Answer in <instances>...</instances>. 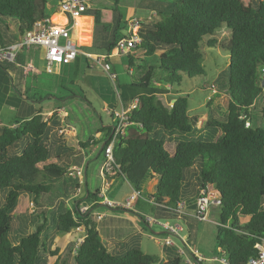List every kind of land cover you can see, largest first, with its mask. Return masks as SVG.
<instances>
[{"label":"trees","instance_id":"16d2710c","mask_svg":"<svg viewBox=\"0 0 264 264\" xmlns=\"http://www.w3.org/2000/svg\"><path fill=\"white\" fill-rule=\"evenodd\" d=\"M61 1L0 0V48L16 43L36 23L55 17ZM117 1L113 0L116 6L113 9L92 10V43L89 47H79L81 51L109 55L124 37L128 24L122 23ZM159 3L160 8L151 10L156 19L142 24L138 32L137 50L142 56L126 55L128 71L142 72L132 75V86L173 88L181 92L183 77L193 79L205 74L200 48H219L228 55L226 85L220 87L229 97L227 113L223 118L210 115L203 125L207 134L203 135L200 129L196 130L198 117L188 112L187 96H178L170 104L157 92L140 95L138 106L127 114L129 124L124 136L113 147L116 171L133 191L146 193L155 205L168 208L188 198L196 200L205 186L214 190L220 198L215 248L223 253L228 264H246L255 256L254 246L264 234V78L261 74L264 0H159ZM71 24L69 18L67 27ZM222 30L229 35L225 41L211 38ZM80 57L86 67L85 57ZM152 57L156 58L155 66L146 61ZM6 65L0 63L1 68ZM156 70L166 75L157 78ZM62 90L68 94L65 98L76 96L65 87ZM52 116L45 120L42 112H37L29 119L15 120V127L3 128L0 134V264H47L46 257L57 255L58 251L50 250L43 237L48 223L44 212L34 214L35 204L30 215L23 208L24 194L34 196L35 201L48 195L54 182L70 178L60 157L52 155V149L62 147L49 133ZM101 132H106L107 140L99 155H103L112 131L102 128ZM58 134L62 136L63 130L58 129ZM90 141L79 143V147L87 148ZM168 143L172 148L167 147ZM147 182L154 184L153 193L146 192ZM98 194V191L87 192L83 202L94 201ZM79 202L62 208L51 222L58 233L84 228L83 240L71 264L158 263V258L139 247L108 252L97 233L92 213L88 210L82 213ZM163 213L166 216L160 219L176 220L173 212ZM23 214L31 219L35 231L21 236L14 245L10 234ZM241 218L247 222L241 224ZM163 264L188 263L175 254Z\"/></svg>","mask_w":264,"mask_h":264},{"label":"crops","instance_id":"0c3cea01","mask_svg":"<svg viewBox=\"0 0 264 264\" xmlns=\"http://www.w3.org/2000/svg\"><path fill=\"white\" fill-rule=\"evenodd\" d=\"M95 5L96 4L94 3L89 5L87 11L81 16L73 19L72 24L69 27L71 38L75 44L76 41L78 43L80 35L82 38H84V35H87V32L91 35L89 36V45L78 46L76 44L78 49L79 47H89L92 43L94 30L93 17L87 12L96 9ZM150 12L155 13L154 11H149V13ZM56 15H54L56 16L54 17V20L58 19L59 22L56 21L58 25L68 23V18L60 16L58 12ZM51 18L53 21V17ZM90 27L91 32L89 30ZM27 51L19 53L17 56L18 60L16 59L17 61H15V63H8L6 67H0V134L3 128L15 127V120L17 119H29L40 111L45 116V120L53 115L52 119L49 121V133L51 135V139L57 144H61L63 148L57 147L54 148V150L52 149V155L60 157V163L66 167L67 172L76 167H80L84 171L83 177H67L62 181L54 182L51 187V192L48 195L37 198L35 200L36 202L34 201V196L29 194L23 195V208L24 210L27 209V211L25 210V214L27 213V215H30L31 211L29 206L35 204L34 214L36 213L37 215L42 211L44 212V216L48 219L49 228L47 229V223L46 230L43 232V237L47 240V245L50 250H57L58 252L54 257L45 256L47 264H61L63 262L66 264L72 263L74 254L72 252V248L74 246V241L79 237L82 238V235H80L79 232H84V230H80L79 228V232H77V230L71 231L64 236L63 234L60 235L61 233L56 232L51 227V222L53 221V218L57 217L62 208H70L78 201H81L79 204L83 205L84 203L88 207V212L92 213L93 219L97 225V233L108 252L118 253L122 250V248L139 247L144 253L158 258L157 264H163L171 259L175 254L181 255L180 252L182 251L183 256H181L185 260L195 261L196 257L200 255L203 258V261L200 264H222L221 259L225 258V256L220 250L215 248V230L209 232L208 229H205L204 232H192L194 223L200 224L202 222H208V219L213 225L219 222V219L218 221L215 220L214 223L212 221L216 217V214L218 216V208L215 206H211L214 208L210 214L209 210L207 211L206 220H199L195 217V199L190 200L189 198H185L187 200L182 202L184 204V214L179 219L176 217L175 221H182L186 226L187 232H181L185 235H180L178 238L182 242L185 249L187 248L186 253L185 249L183 250L180 248L179 245L175 243L172 236L168 235L165 231H146V228H148L151 224L146 222V218L162 221L160 218L166 216L163 212H169L168 209L163 208V206L155 205V203H153L152 200H149L147 196L140 194V196L133 201L130 209L110 207L104 203L106 200L109 202H124L129 200L134 193L125 178L122 175H119L116 170L112 173L105 174L104 178H106L108 186L101 190L99 188L94 190V192H99L94 201H91L90 203L83 202L87 196V192H90L88 185V173L90 166L92 165L91 163L98 162V160H100L98 170L101 173L103 155H99V152L105 144L104 140H107L106 132H101V129L109 128L110 131H112L116 123L115 114H113V112H117L119 100L122 102L124 108H128L132 101L134 99H138L140 95L157 92L162 94L169 101V103L172 104L174 98L178 96H185V93L183 91L176 92L173 88L166 90H159L157 88L142 89L132 86L131 82L128 83L125 81L119 82V87L115 90V94L111 89V86L113 88L114 86L111 84L109 75L103 70L102 72L94 70L92 63L89 61L91 59L92 61L97 62L96 57L98 55L86 54L79 49V55L77 56L79 58L78 60L70 63L54 64L52 66V68H54H51V71L47 72L46 62L44 60V51L40 50L38 61H35L36 59L30 57V54ZM80 56L85 57L87 64L86 67L84 66V61ZM132 56L138 57L134 54ZM122 57L126 56H118L115 53L111 54L109 60L112 72L117 74L116 70L112 67L111 60L117 59V62L123 63ZM129 72L131 73L132 70ZM43 75L47 76V79L44 78ZM132 75H134V73H132ZM69 80H73L75 86H79V80L82 85L84 83H86V85L89 84V86L96 93V96L100 99V102L104 104L102 110L105 113V116L104 118L99 117V124H101L102 127H98L94 131V134L91 133V135H89L86 139L83 137L84 135L82 133V136H79L75 127L67 121L68 116L67 111L64 109V102H74L77 101L76 99H80L77 96L65 98L60 95L62 87H64L62 85H64L65 81L67 82ZM46 95H48V97H45ZM40 97H43V99H39ZM80 101L88 104L87 99H80ZM190 111L192 112L194 110L191 108ZM190 111L188 110L189 114ZM190 115L192 116V114ZM4 117H6L7 124L3 121ZM58 129L63 130L62 136L58 134ZM88 140L91 141L88 143L87 148L82 149L79 147V143H86ZM121 177L125 180L129 190H127L125 195L122 197L115 195V197L111 198L107 189L112 188L117 181L120 182ZM101 183L103 185V178H101ZM76 185H78V188L81 189L79 194L76 193V190L78 189L76 188ZM75 188L76 190H74ZM146 192H154L150 183L147 186ZM65 195H68V197H64ZM148 205H153V207H149L154 210L153 216L147 211ZM162 210L164 211L162 212ZM243 219L244 218L241 220ZM162 222L168 221L165 220ZM16 230L17 232H14L15 241H12L11 239L13 232L10 234V239L14 245L18 243L22 236V233L19 232L18 229ZM32 233L33 232H28L26 235ZM165 238L171 239L173 246L163 245L161 240ZM60 244H62V246H60ZM151 246H156L158 252H151ZM45 257H43V259H45Z\"/></svg>","mask_w":264,"mask_h":264},{"label":"rangeland","instance_id":"374dc122","mask_svg":"<svg viewBox=\"0 0 264 264\" xmlns=\"http://www.w3.org/2000/svg\"><path fill=\"white\" fill-rule=\"evenodd\" d=\"M96 4V9L101 8H115V3L113 0H94L90 3ZM117 8L122 18V23L126 22L127 24L129 21L135 18H143L146 19L148 17L149 11L156 10L160 8L159 0H118L117 1ZM58 12V10H57ZM88 14H91L92 11H88ZM58 19L54 20V23H56ZM59 22V21H58ZM89 32H87V35H84V38L79 37L78 43L76 41V44L78 46H87L90 43V37ZM214 37L219 42H223L228 38V33L222 30L221 32L216 31L213 33ZM60 43L62 44L63 41L61 40ZM78 49V47H77ZM79 50V49H78ZM202 54H203V62L202 67L204 69L205 74L200 77H196L193 79H189L187 77L182 78L181 87L179 90L183 91L185 93V96L188 98L189 102V111L192 108L194 111H190V114L195 115L199 117V122L196 126V130H201L203 135L207 134L206 129L203 127L204 122L210 117V115L224 117L227 113V104L229 101V97L227 93L224 90H221L220 87L222 85H226V68L228 65V55L224 51H221L219 48H207V47H201L200 48ZM40 49L39 48H31L29 54L30 57H33V59H36L35 61L39 60L40 55ZM134 55L141 57L140 51H136ZM37 57V58H36ZM122 62H117V59H113L112 61V67L116 70L117 74V81H116V87H119V82H125L128 83L132 80V72L130 73L127 69V59L126 57H122ZM90 63H92L93 69L96 71L102 72V68L99 66V64L95 61L89 60ZM146 61L152 65H156V58H146ZM37 65V63H36ZM111 65V63H110ZM38 66V65H37ZM54 68V67H53ZM52 68V69H53ZM73 70V69H72ZM74 71V70H73ZM155 75L157 78H161L165 76L166 74L163 71L156 70ZM135 75H141L142 72L140 71H134ZM95 75V74H93ZM134 75V76H135ZM96 76V75H95ZM44 78L47 79V76H44ZM102 78V77H100ZM72 83V85H71ZM112 84V83H111ZM113 85V84H112ZM64 86L66 89H68L70 92L74 93L77 97L80 99H87L88 104L83 103L80 101V99H76L77 101L74 102H64L65 104V110L67 111L68 119L67 121L69 124L75 127L77 130L79 136H82L81 133L84 135L83 137L86 139L89 137V135L94 134V131L99 127H102L101 124H99V117L104 118V112L102 110L103 103L100 102V99L96 96V93L93 91V89L89 86V84L86 85L84 83L81 84V81L79 80V86H75L73 84V80L65 81ZM80 87V88H79ZM158 88H162V85H157ZM212 88H215L217 90L216 94L212 93ZM111 89L116 94L115 89L111 86ZM177 89V88H176ZM60 95L65 96L67 94L66 91L61 90ZM73 99V98H72ZM4 119V120H3ZM2 120L5 124H7L6 117H4ZM206 131V132H205ZM213 139V138H212ZM168 148H172L171 144H167ZM93 162L90 166L89 173H88V185H89V191L94 192L95 189H103V185L101 183V174L99 172V162ZM100 175V176H99ZM146 184H149L148 182ZM150 186V185H149ZM151 188L154 191V184L151 183ZM129 190L128 185L126 184L125 180L121 177L120 182L117 181L115 185H113L112 188H108L107 192L109 191L110 197H115L117 195L118 197H122L125 195L126 191ZM106 192V194H107ZM144 196H146V193H143ZM187 195V192H186ZM187 197V196H186ZM1 199V198H0ZM28 203V202H27ZM30 204V203H29ZM152 206H147V211L150 215H154V210H152ZM214 207H209V214L213 210ZM215 213V210H214ZM36 214V213H35ZM211 218V217H209ZM242 219V218H241ZM240 219L241 224H245L247 222V219L244 218L243 220ZM162 220V219H160ZM218 221V216L216 214V217L212 220L213 223ZM165 221V220H162ZM171 225L179 224L182 226L183 230L181 232H187L186 226L182 221H175V220H167ZM217 224V223H216ZM13 233L11 235L12 241H15V233L17 232L16 229H18L19 232L22 233V236L26 235L28 232H34L35 231V225L32 223L31 219H28L26 215H22L21 218L18 220V223H14L13 225ZM49 228V222L47 225V229ZM205 229H208L209 232L215 230V225L211 223V221L208 219V222H202V223H194L192 232H204ZM83 230V229H80ZM164 231L160 227L156 226L155 224H150L148 228H146L147 232H156V231ZM79 232V231H77ZM82 237L84 236V232H79ZM66 235V233H61L60 235ZM180 235H185L184 233H180ZM76 237V236H75ZM175 243L179 245L180 248L183 250L185 247L182 245V242L178 239L179 237L172 236ZM75 239V238H74ZM78 239H81L80 237ZM76 241H74V248ZM62 246V244H60ZM151 252H158L156 246H151L150 248ZM185 252L187 253V248L185 249ZM185 260V259H184Z\"/></svg>","mask_w":264,"mask_h":264},{"label":"built area","instance_id":"2783aa9c","mask_svg":"<svg viewBox=\"0 0 264 264\" xmlns=\"http://www.w3.org/2000/svg\"><path fill=\"white\" fill-rule=\"evenodd\" d=\"M94 0H62L58 8V13L64 18H71L72 20L84 14L89 8L90 3ZM156 19L155 13H149L146 19L135 18L129 21L126 31L124 32V37L121 38L112 53H115L118 56L122 55H133L137 51V45L140 43L138 37L139 29L142 24H149ZM63 41L61 44L60 41ZM31 48H39L44 51V60L46 62V71L50 72L54 64L61 63H70L75 61L79 55L77 45L71 38V33L67 24L58 25L53 23L52 18L44 19L34 25L32 30L26 32L16 43L9 45L5 48H0V63H15L17 55L23 51L31 50ZM111 53V54H112ZM109 55H98L96 61L104 72L109 75V79L114 86V89L117 90L116 73L111 71L110 57ZM89 56V55H87ZM262 78H264V69H262ZM212 93L216 94L217 90L212 88ZM139 100L134 99L131 105L128 108H124L122 102H118V110L114 111L116 123L112 129L111 134L108 138V144L104 148L103 153V162L101 165V177L103 178V187L108 186L106 182L105 174L112 173L117 170L115 167V162L113 158V147L118 142L120 137H123L125 134V129L129 124L127 119V114L131 109H134L138 106ZM249 124L246 123V126ZM67 175L70 178H80L83 177L84 171L80 167H76L73 170H69ZM105 191V189H104ZM81 189H77L76 193L79 194ZM140 196L139 192L134 191L132 197L129 200L124 202H109L105 201L104 203L110 207H119L123 209H130L133 201ZM220 204V198L218 194L205 186L200 189L198 192L197 198L195 200V217L199 220H206L207 211L210 206L218 207ZM32 205L29 206L31 213L34 212ZM168 209L169 212H173L176 217L179 219L184 213V204L177 203L174 209ZM79 210L82 213L87 212L88 207L80 204ZM147 223L155 224L160 226L168 235L180 237L182 227L179 224L171 225L169 222H162L156 219H145ZM215 225H219L218 223ZM224 227H228L225 225ZM79 228L76 230L78 231ZM80 229H83L81 227ZM81 239H77L75 248H72L73 253L77 249L78 245L82 242ZM163 245L173 246V242L169 238L161 240ZM256 254L253 257H250L246 264H264V234L260 238V241L254 246ZM183 256V252H180ZM203 261L202 256H197L195 261L186 260L188 264H200ZM222 264H228V261L225 258L221 259Z\"/></svg>","mask_w":264,"mask_h":264},{"label":"water","instance_id":"95a60500","mask_svg":"<svg viewBox=\"0 0 264 264\" xmlns=\"http://www.w3.org/2000/svg\"><path fill=\"white\" fill-rule=\"evenodd\" d=\"M262 83L264 84V80L262 81ZM172 102L174 103V100Z\"/></svg>","mask_w":264,"mask_h":264},{"label":"bare ground","instance_id":"6f19581e","mask_svg":"<svg viewBox=\"0 0 264 264\" xmlns=\"http://www.w3.org/2000/svg\"><path fill=\"white\" fill-rule=\"evenodd\" d=\"M58 16V15H57ZM56 17V16H55ZM53 21H54V17H53Z\"/></svg>","mask_w":264,"mask_h":264}]
</instances>
